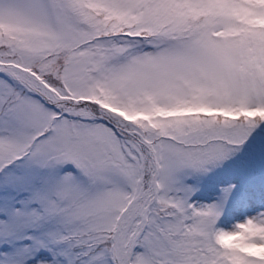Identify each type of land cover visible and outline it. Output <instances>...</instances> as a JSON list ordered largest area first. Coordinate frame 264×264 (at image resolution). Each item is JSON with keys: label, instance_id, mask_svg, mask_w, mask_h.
<instances>
[{"label": "snow or ice", "instance_id": "1", "mask_svg": "<svg viewBox=\"0 0 264 264\" xmlns=\"http://www.w3.org/2000/svg\"><path fill=\"white\" fill-rule=\"evenodd\" d=\"M0 264H264V0H0Z\"/></svg>", "mask_w": 264, "mask_h": 264}]
</instances>
